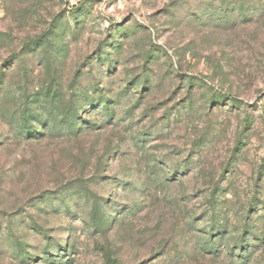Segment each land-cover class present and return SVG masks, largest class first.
I'll list each match as a JSON object with an SVG mask.
<instances>
[{
    "label": "rangeland",
    "instance_id": "obj_1",
    "mask_svg": "<svg viewBox=\"0 0 264 264\" xmlns=\"http://www.w3.org/2000/svg\"><path fill=\"white\" fill-rule=\"evenodd\" d=\"M0 264H264V0H0Z\"/></svg>",
    "mask_w": 264,
    "mask_h": 264
},
{
    "label": "trees",
    "instance_id": "obj_2",
    "mask_svg": "<svg viewBox=\"0 0 264 264\" xmlns=\"http://www.w3.org/2000/svg\"><path fill=\"white\" fill-rule=\"evenodd\" d=\"M241 143H242V142H241V140H240V141L238 142V144H240V145H241Z\"/></svg>",
    "mask_w": 264,
    "mask_h": 264
}]
</instances>
